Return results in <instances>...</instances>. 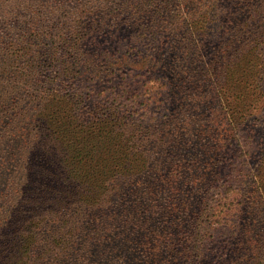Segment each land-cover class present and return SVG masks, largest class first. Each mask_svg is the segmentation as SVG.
I'll return each instance as SVG.
<instances>
[{
	"label": "trees",
	"instance_id": "16d2710c",
	"mask_svg": "<svg viewBox=\"0 0 264 264\" xmlns=\"http://www.w3.org/2000/svg\"><path fill=\"white\" fill-rule=\"evenodd\" d=\"M263 118L264 0H0V264H264Z\"/></svg>",
	"mask_w": 264,
	"mask_h": 264
},
{
	"label": "rangeland",
	"instance_id": "374dc122",
	"mask_svg": "<svg viewBox=\"0 0 264 264\" xmlns=\"http://www.w3.org/2000/svg\"><path fill=\"white\" fill-rule=\"evenodd\" d=\"M237 85H238V82H228V86H230V87H233V88H236L237 89ZM255 98H256V96H255ZM143 114V113H142ZM160 114V113H159ZM260 129H264V118L262 119V122H261V127H260ZM235 150H236V148H235ZM239 156H240V154H239ZM227 163V162H226ZM225 163V164H226Z\"/></svg>",
	"mask_w": 264,
	"mask_h": 264
}]
</instances>
